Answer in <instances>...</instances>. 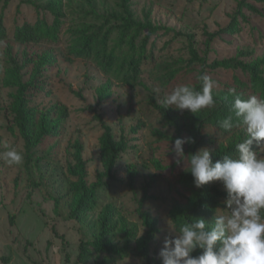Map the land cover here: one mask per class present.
<instances>
[{"label":"rangeland","instance_id":"374dc122","mask_svg":"<svg viewBox=\"0 0 264 264\" xmlns=\"http://www.w3.org/2000/svg\"><path fill=\"white\" fill-rule=\"evenodd\" d=\"M241 1L130 0L134 17L147 27L120 43L119 32H112L103 44L113 21L103 26L100 16L118 10L117 0H94L95 12L85 0H55L57 18L27 0H0V152L8 145L23 155L20 165L0 160V264H161L168 220H211L223 207V185L196 188L168 147L177 137H191L186 154L208 147L220 159L246 137L244 127L225 131L210 122L215 107L193 114L162 108L160 100L180 84L199 89L201 72L218 82L213 95L228 96L231 111L230 88L244 99L264 98L257 83L264 64L257 78L240 67L207 66L264 59V2L245 0L249 8ZM99 28V38L90 42ZM211 33L217 34L209 39ZM185 34L193 35L205 62L192 60ZM20 99L27 135L42 124L49 132L26 138L16 112ZM104 125L122 147L108 174L100 153ZM76 143L82 165L74 158ZM102 184L89 205L92 190ZM213 186L221 191L214 200ZM146 216L155 230L141 257L138 239L152 228ZM110 226L115 228L103 233Z\"/></svg>","mask_w":264,"mask_h":264},{"label":"clouds","instance_id":"9594fccd","mask_svg":"<svg viewBox=\"0 0 264 264\" xmlns=\"http://www.w3.org/2000/svg\"><path fill=\"white\" fill-rule=\"evenodd\" d=\"M197 79L199 89L177 85L161 98V107L193 114L215 107L213 90L218 82L205 72ZM229 94L234 97V115L219 120L218 126L225 131L243 126L247 133L235 144L234 155L214 159L215 151L208 147L186 154L184 145L194 143L191 137H177L168 147L167 153L191 174L196 188L218 181L226 196L211 220L167 221L168 232L158 253L161 264H264V98L244 99L235 88ZM4 148L0 160L9 166L22 163L20 151Z\"/></svg>","mask_w":264,"mask_h":264},{"label":"trees","instance_id":"16d2710c","mask_svg":"<svg viewBox=\"0 0 264 264\" xmlns=\"http://www.w3.org/2000/svg\"><path fill=\"white\" fill-rule=\"evenodd\" d=\"M3 1L5 4H7L11 0H3ZM85 1H87L89 6L92 8L93 12H95L93 8L95 5L94 0H85ZM117 1L118 2L116 6L118 10L112 11L111 13H109V15L102 14L100 16L104 20L103 26L110 24V22L113 21V24L109 26V28L105 31L102 37L103 44H106L112 32H115V31L119 32L121 36L120 41H119L120 43L123 40L124 36H126L127 34L134 33V35L137 36L142 32L144 28L147 27L139 19L134 17L133 12L130 9V0H117ZM256 1L264 2V0H256ZM27 2H31L32 4H34V6L37 9H44V10L49 11L50 13L54 15L55 18L60 16V4L56 3L55 0H27ZM240 5L248 6L249 8H252V6L249 5V3H246L245 0H242ZM239 14H241V8L239 9ZM235 25H236V22L235 20H233V22L228 27H226V29L228 28L227 30L232 31L234 30ZM226 29H222L219 32H224ZM101 31H102V28H99L97 31H94L93 37L90 38L89 41L92 42L94 39L99 38ZM178 33L182 34L180 32ZM215 34L217 33H211L209 35V39L215 36ZM185 35L187 36L188 41H189V53L191 55L192 60L205 62V58H200L196 49L193 46V35L192 34H185ZM4 36H5L4 27H3L2 21L0 20V41L4 38ZM86 47H87L88 52L92 51L89 45H87ZM261 64H264V59H262L261 61L255 62V63H245V62L237 61L234 59H227L224 61H215L211 64H208L207 66L211 68L218 67V66L240 67L244 71L248 69L251 75L257 78L258 73L260 72L259 66ZM203 65L204 67L206 66V64H203ZM257 83L261 85V88L264 92V79L262 77L257 78ZM22 90H24V92L27 91L26 85H22ZM214 98L217 100L218 103L216 104L215 108L212 109L213 111L211 110L212 112L209 115V121L214 124H218L217 122L219 120H222L226 118L227 116L232 115V111L230 109V103H229L230 100L228 99V96L224 94H220L218 96L214 95ZM20 101H21L20 108L16 109V112L18 115L17 117L19 119L18 122L20 123L21 129L23 130V133L26 135V138L30 140L29 138L31 137L37 138L38 136H41L42 133L49 132L48 128H46V126L48 125L42 124L41 129L39 130L36 129L32 132H29L31 136L27 135L28 134L27 131L29 127H25V124L27 123L26 121L27 117H26V111L22 107V102L24 100L20 99ZM208 140L206 142H208ZM75 147H76V152L74 153L75 154L74 158L76 160V164L82 165L83 164L82 157H81L82 145L80 143H76ZM121 151H122V147L114 139L113 135L111 134L110 127L107 125H104V131L100 138V153H101L102 165L107 174L111 171V169L117 163ZM227 153L235 154V144L231 148H229L228 151L224 153V155H227ZM104 186L105 185L103 184L98 185L95 189L92 190L88 198L89 201L91 200V202H88L89 205H92V201L95 200L96 194ZM210 192L213 193V196H211L212 199L216 195L221 194V191L216 186L211 187ZM204 199L205 197L202 198V200ZM186 217L187 218L192 217V213L187 214ZM149 220H150V217L146 216V223L147 225L152 226V228L148 230L146 234H144L138 239V254L141 257L146 256L148 243L153 236V231L155 230L153 223L151 222L149 223ZM102 224H104L105 226L107 225L105 219L102 221ZM114 228L115 227H112V226L106 227L103 230V233L107 234L110 231H112ZM101 247L107 250H112L110 245L106 242L101 243ZM80 248H81V252H80L79 258L82 259L83 256H85V246L81 244Z\"/></svg>","mask_w":264,"mask_h":264}]
</instances>
